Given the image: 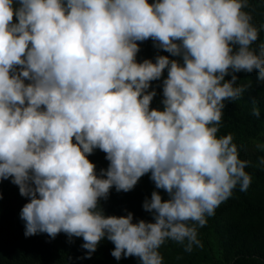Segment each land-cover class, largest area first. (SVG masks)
I'll return each mask as SVG.
<instances>
[{"label": "trees", "instance_id": "16d2710c", "mask_svg": "<svg viewBox=\"0 0 264 264\" xmlns=\"http://www.w3.org/2000/svg\"><path fill=\"white\" fill-rule=\"evenodd\" d=\"M0 264H264V0H0Z\"/></svg>", "mask_w": 264, "mask_h": 264}, {"label": "rangeland", "instance_id": "374dc122", "mask_svg": "<svg viewBox=\"0 0 264 264\" xmlns=\"http://www.w3.org/2000/svg\"><path fill=\"white\" fill-rule=\"evenodd\" d=\"M60 168V165L56 162H54L52 159L49 160L46 166L42 169L43 174L46 173H55Z\"/></svg>", "mask_w": 264, "mask_h": 264}]
</instances>
